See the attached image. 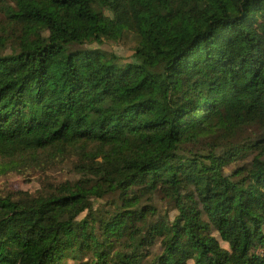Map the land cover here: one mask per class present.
<instances>
[{
	"label": "trees",
	"instance_id": "16d2710c",
	"mask_svg": "<svg viewBox=\"0 0 264 264\" xmlns=\"http://www.w3.org/2000/svg\"><path fill=\"white\" fill-rule=\"evenodd\" d=\"M0 13V168L99 148L75 181L0 195V264H264V0H0ZM106 41L132 61L82 48Z\"/></svg>",
	"mask_w": 264,
	"mask_h": 264
},
{
	"label": "rangeland",
	"instance_id": "374dc122",
	"mask_svg": "<svg viewBox=\"0 0 264 264\" xmlns=\"http://www.w3.org/2000/svg\"><path fill=\"white\" fill-rule=\"evenodd\" d=\"M2 18L3 16L0 13V21ZM91 47L99 48L107 53H114L121 58L122 62L132 61L133 59L132 51L113 41H106L100 46L95 44L93 46H84L82 48ZM243 136L244 138H250L252 137V134L249 131L245 132L236 138L235 141L237 142V140ZM88 147L89 151H84L80 147L63 148L61 150L53 149L48 152L39 153L37 155L38 157L33 160V164H30L28 167L20 169L0 168V195L9 197L17 196L20 192H26L29 195L37 196L44 193L45 186L48 182L58 184L77 180L80 176L74 172V164L79 161L83 154H93L99 150L98 147L96 148L93 145H89ZM190 149L191 148L188 147L183 153L190 155ZM28 161H32V158L29 157ZM232 168L234 167H230V172ZM106 202V200H96L95 208L102 210L103 207L108 206ZM155 203L157 204L161 215H163L167 209L170 208L164 200L162 201L160 199V197L156 198ZM169 214L173 217L176 213L171 210ZM220 244L224 249H229L227 243L220 240ZM150 252H160L159 245L157 244L153 248H150ZM63 264L81 263H77L71 258H66Z\"/></svg>",
	"mask_w": 264,
	"mask_h": 264
}]
</instances>
